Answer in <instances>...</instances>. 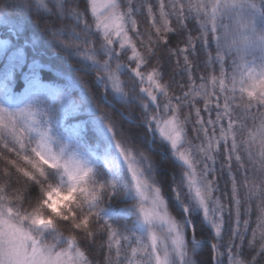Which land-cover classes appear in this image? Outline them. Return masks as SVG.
Instances as JSON below:
<instances>
[{"label":"snow or ice","instance_id":"6c2138e0","mask_svg":"<svg viewBox=\"0 0 264 264\" xmlns=\"http://www.w3.org/2000/svg\"><path fill=\"white\" fill-rule=\"evenodd\" d=\"M125 4L122 9L118 0H104L101 5L90 0L96 27L109 45L116 43L114 36L119 38V50L131 61L140 85L147 83L140 90L155 109L145 104L146 123L149 127L154 124L175 155L193 170L188 177L190 187L217 236L221 235L224 214H229L233 228L228 243H234L236 249H230V264L240 256L237 250L246 234L248 247L256 248L246 264H255L256 257L264 253V0H156L155 4L151 0H125ZM133 5L135 12L143 10L139 16L146 25L143 31L134 18ZM182 31V42L171 45L170 34ZM166 45L167 53L177 58L175 68L183 66L187 83L161 78L160 54ZM153 54L156 62L149 65L148 57ZM198 59L204 65L199 83L194 77ZM217 64L219 75L208 71ZM104 75L117 92L123 91L115 69ZM173 83L181 94L171 91ZM201 102L202 108L197 106ZM185 106L190 111L182 119ZM202 111L208 113L207 119ZM29 121L34 117L28 110L12 113L0 108V264H91L78 245L81 238L106 247L101 264H168V251L162 246L165 240L183 261L184 226L169 215L159 189L149 184L139 168L128 164L141 201L139 211L145 223L167 225V235L161 238L151 231L144 243L130 240L100 214L117 190L116 182L90 183L93 169L83 161L65 159L63 149L56 153L49 130L34 127ZM189 123L192 137L200 141L197 150L205 156L206 169L216 172L217 155L222 160L221 170L227 169V204L221 198H217L215 208L208 203V197L219 190L217 182L215 186L209 182L207 193L197 183L192 151L181 146L184 125ZM117 147L125 161L132 159L130 150L119 140ZM50 169L58 170L61 183H67L64 199L52 203L51 193H47L49 199L44 203L51 215L25 211V190L47 179ZM150 188L149 197L145 189ZM55 191L59 194L60 189ZM149 199L146 207L144 201ZM257 200V224L248 238L252 202Z\"/></svg>","mask_w":264,"mask_h":264},{"label":"trees","instance_id":"16d2710c","mask_svg":"<svg viewBox=\"0 0 264 264\" xmlns=\"http://www.w3.org/2000/svg\"><path fill=\"white\" fill-rule=\"evenodd\" d=\"M118 2L122 9L127 6L125 0ZM151 2L155 4L156 0ZM132 7L135 12L136 6ZM142 11L135 12L134 17L138 19L141 31L146 27L139 17ZM0 37L9 43L0 50V108L12 113L28 110L33 114L34 121L29 122L34 127L49 130L56 153L63 149L65 159L71 157L85 162L93 169V179L116 182L117 190L101 210L103 218L108 219L120 233L128 235L130 240L140 242L142 231L138 199L125 184L116 181L104 160L108 140L113 144V154H120L118 140L122 145L124 141L140 145L155 157L151 166H147L149 171L145 176L151 185L163 187L165 206L184 226L186 261L189 264H230V249H236L234 243H228L233 228L229 214H224L221 235L217 236L186 183L183 187L187 195L183 200L179 197L184 207L179 205L176 183L185 179L181 169L186 165L162 138L150 132L149 128L154 124L149 127L146 123L145 104L149 109H155V105L140 90L141 86L148 85L146 82L140 85L124 50L115 54L114 48L106 47L96 29L89 0H43L42 3L40 0H0ZM179 40H183V31L179 35L175 32L170 34L171 45L174 46ZM212 47L214 49V44ZM166 48L167 45L160 54L161 78L167 82L172 77L173 81L187 83L183 66L175 68L177 58L168 54ZM155 62L156 55H150L148 64ZM117 63L119 68L116 67ZM196 63L199 66L194 69V77L199 83L198 78L204 74V65L199 59ZM112 69L116 70L121 80V92H117L104 75L105 71ZM227 70L231 71L230 68ZM208 71L219 75V65L215 69L208 68ZM171 91L181 94L175 83ZM197 106L202 108V102ZM189 111V107H183L181 118ZM202 115L207 119L208 113L202 111ZM212 117L215 118L214 112ZM187 128L192 136V124L189 123ZM193 143L200 141L194 139ZM221 163L217 155L216 172L210 178L216 180L219 189L215 196L227 204L230 185L227 183V169L221 170ZM35 195L36 187L30 186L26 196L30 198ZM258 203V200L252 202L248 238H251V228L257 224ZM189 204L190 224L184 212ZM78 245L85 251L91 264H101L106 247L99 248V242L96 246L82 238L78 240ZM237 251L240 254L237 259H247L256 253V248L247 245V234ZM255 264H264V253L256 257Z\"/></svg>","mask_w":264,"mask_h":264},{"label":"clouds","instance_id":"9594fccd","mask_svg":"<svg viewBox=\"0 0 264 264\" xmlns=\"http://www.w3.org/2000/svg\"><path fill=\"white\" fill-rule=\"evenodd\" d=\"M183 119V118H182ZM188 124L184 125L185 128V132H184V136H185V141L184 143H182V147H188L191 149L192 151V155H193V163L196 167V176H197V183L198 185L201 187V189L203 191H205L207 193L208 191V185L209 182L212 183L213 186H215L216 184V180L214 178H210L212 176V174L206 169L205 165V156L200 154L197 150V144L193 143L194 137L189 135L188 132V128H187ZM124 148L130 150L131 152V156L132 159L130 161H125L127 165V171L128 174L131 177V174L128 170V164L131 163L133 165H135L137 168H139L141 170V174L145 175L148 171L149 168L147 167L148 163L152 161H154L155 157L149 152L147 151V149L141 147L140 145L137 144H133L127 141L123 142L122 145ZM181 171L183 172L184 175V180H178L176 183V188H177V196L181 198V200H183V198L187 195V193L184 190L183 185L186 183L187 185V189L189 192L194 194L193 189L190 187V183L188 180V177L193 175V170L191 168H188L187 166L183 169H181ZM49 175L47 177V179H43L41 180L39 185H34L36 187V195L34 197H27L26 196V192L28 189L25 190V196L27 198V203L25 204V211L27 212H41L44 215H51V211L50 209L45 205V201L49 199L47 193H51V201L52 203H58L59 201L64 199V196L66 194V190H67V183H61V178H60V173L58 170H53L50 169L48 170ZM58 177V179H57ZM132 185L134 184V181L131 179ZM90 183H105L108 184L109 181H104V182H100L96 179H93V176L90 179ZM155 186V188L159 189L160 191V195L162 197V199L165 202V194H164V189L162 186H157V185H152ZM59 188L60 192L59 194L55 191V189ZM151 189V188H150ZM215 192L214 191L212 193L211 196L208 197V203L210 205V207L215 208L216 205V200L217 196H215ZM195 198V194L194 197ZM196 199V198H195ZM190 206L186 205V208ZM75 208V205L73 206ZM167 209V212L169 213V215L174 218V220L177 222V224H181V221L178 217L175 216L174 213H171L170 209ZM226 211V209H225ZM167 235V234H165ZM234 264H246V259H236V261H234Z\"/></svg>","mask_w":264,"mask_h":264},{"label":"rangeland","instance_id":"374dc122","mask_svg":"<svg viewBox=\"0 0 264 264\" xmlns=\"http://www.w3.org/2000/svg\"><path fill=\"white\" fill-rule=\"evenodd\" d=\"M96 3L98 5H101L104 3V0H96ZM99 11H100V13H103V8H100ZM93 17L96 21V17L95 16H93ZM96 29H97L100 37H102L104 39L102 30L98 29L97 27H96ZM113 39H114V41H116V43L113 45H109V44H107V42L105 40L104 41L106 43V47H108V49L114 48V52L116 54V53L121 52L122 50H119V38L114 36ZM8 44L9 43L7 40L0 37V50L4 49ZM150 131L152 134L155 132L160 138H162L171 147L170 142L164 136H162L160 134L159 130L155 127V125H154V127L150 128ZM112 149H113V144L111 143L110 140H108L106 153H105V157H104V160L106 161V166L110 171L113 172V174L116 178V181H119V182L125 184L129 190V192L134 197H136L138 199V205L140 206V203H141L140 197L137 195V193H136V191L132 185L131 177L127 171V165L124 162L123 157L120 156L119 153L113 154ZM145 193H146V195H149V197H150L151 196V189H145ZM144 203H145V206L147 207L150 204V199H149V201H144ZM140 219H141V231H142V233L139 235V240L141 243L148 241L151 231L157 232V235L160 236L161 238L167 233V225L161 224L159 222H154L153 224L149 225V224L145 223L142 214H141ZM184 237L186 238L185 233H184ZM162 246L165 247L168 251V257H167L168 264H189L186 261L187 254L185 251V242H184L183 249H182L183 252L185 253V255L183 256V261L181 260V256L173 249V246L171 245L170 241L165 240L163 242Z\"/></svg>","mask_w":264,"mask_h":264}]
</instances>
